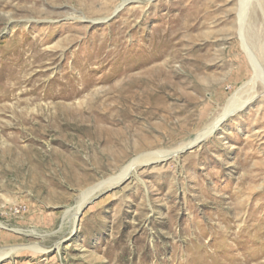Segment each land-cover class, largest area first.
Returning a JSON list of instances; mask_svg holds the SVG:
<instances>
[{
	"label": "rangeland",
	"instance_id": "374dc122",
	"mask_svg": "<svg viewBox=\"0 0 264 264\" xmlns=\"http://www.w3.org/2000/svg\"><path fill=\"white\" fill-rule=\"evenodd\" d=\"M244 3L264 75V0H0V264H264Z\"/></svg>",
	"mask_w": 264,
	"mask_h": 264
},
{
	"label": "bare ground",
	"instance_id": "6f19581e",
	"mask_svg": "<svg viewBox=\"0 0 264 264\" xmlns=\"http://www.w3.org/2000/svg\"><path fill=\"white\" fill-rule=\"evenodd\" d=\"M248 8H249V4L244 3L242 10L240 12V28H239L240 41L242 43V48H243L244 53L246 54L247 58L249 59V61L254 66V70L256 72V75L254 77L255 80H257L256 79L257 77H259V78L261 77V79L263 80V83H264V75L261 72V68L259 66L260 63L258 64V62H257L256 56L254 53L256 47L253 43L255 34H257V35L259 34L260 39H262L263 34L257 31L255 24H251V22L248 23L249 22L247 20V17L249 14ZM259 30H260V28H259ZM261 43L264 45V41H262ZM253 87H255V83H254ZM250 100H251V98L243 100L242 102H239L238 99H236V98L232 99L230 101L229 106L225 110L224 115H221L216 120L211 122L209 125L205 126L198 134L189 138L188 140L181 142L175 149L150 151V152L143 153V154L137 156L133 161H131V163H129L127 166H125L120 171L119 174L112 176L111 178H109L105 182L99 184L97 187H94L93 189L86 191L84 194L83 200L87 199L90 196V194L94 193L97 188L101 187L104 184H107V183L116 184V183L122 181L129 174H131L132 171L135 169V167L140 163L165 160L169 157H178L180 152H182L185 148L194 147L197 144H199L202 140H204L207 137H209L210 135L214 134L215 131L217 130V128L219 127L221 120L224 117H227L229 115H234L241 108H243L244 105H246L248 103V101H250ZM30 248L35 249L37 251L45 250L44 248L38 247L36 245L32 246ZM15 250H16V248H12L11 250H8V251H2V252H0V257H2L4 255H10Z\"/></svg>",
	"mask_w": 264,
	"mask_h": 264
}]
</instances>
